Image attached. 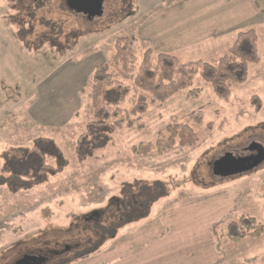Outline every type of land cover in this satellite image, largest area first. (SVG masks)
I'll return each mask as SVG.
<instances>
[{"label": "rangeland", "instance_id": "rangeland-1", "mask_svg": "<svg viewBox=\"0 0 264 264\" xmlns=\"http://www.w3.org/2000/svg\"><path fill=\"white\" fill-rule=\"evenodd\" d=\"M256 1L262 12L254 0H104L103 13L88 19L65 0H0V170L7 149L40 136L54 139L68 160L61 173L29 190L12 194L0 186V264L33 251L48 254L41 264H264V229L239 241L226 236L228 222L241 215L264 226V161L231 176L212 172L213 160L225 152L264 143V0ZM220 17L255 29L260 56L244 82L231 83L227 100L196 75V97L182 90L152 102L133 85L132 74L112 63L122 36L133 42L137 62L151 48L184 63L214 64L234 40L232 30L204 40L178 31L201 33L203 20L214 24ZM100 63L129 86L119 117L124 124L106 123L112 142L78 161L74 146L92 119L88 92ZM141 93L148 99L142 127H128L130 100ZM252 97L260 101L258 110ZM197 112L200 123L189 118ZM173 120L195 131L194 145L146 157L133 153ZM111 198L114 222L125 224H92L107 218ZM111 228L117 231L97 252L73 260Z\"/></svg>", "mask_w": 264, "mask_h": 264}, {"label": "trees", "instance_id": "trees-1", "mask_svg": "<svg viewBox=\"0 0 264 264\" xmlns=\"http://www.w3.org/2000/svg\"><path fill=\"white\" fill-rule=\"evenodd\" d=\"M254 3L262 12L256 0ZM133 48V42L127 37H117L114 42L112 63L122 71L132 74L133 85L148 93L149 100L152 102H164L182 90L186 91L187 97H196L200 91L199 88L192 87L193 78L196 75L210 84L216 97L227 100L231 94V83L244 82L248 77L249 66L260 61L258 35L253 28L238 31L227 51L220 55L214 64L205 60L184 63L171 53H154L151 48H146L137 62ZM129 92V86L124 80L118 78L117 74L110 72L107 63H100L94 67L88 92L92 119L85 124L84 131L77 136L74 155L78 161L92 157L98 150L112 142V136L104 129V126L106 123H109L111 127H120L124 124L123 119L119 117L125 111L122 104ZM252 100L255 109L258 110L259 99L252 97ZM130 103L131 109L127 112L125 125L128 127L136 125L140 128L142 127L141 116L148 109V99L141 93L135 99H131ZM189 118L195 123L201 122L198 112L190 113ZM197 140L195 131L187 123L173 120L157 134L153 143L140 142L132 147V151L134 154L146 157L152 150L162 154L176 145L192 146ZM2 162L0 186H5L12 194L43 184L68 166V160L57 142L44 136L35 138L29 146L10 147L3 153ZM115 203V200L111 198L103 213L109 211ZM125 208L129 209L127 206ZM114 216L117 217V214L110 210L107 218L101 221L102 217H100L90 222L99 227L114 223L119 229L126 220L114 222ZM263 229V223L253 216L241 215L228 222L226 236L231 241H239L245 237H258ZM111 230L113 233L108 237L100 232L95 243L77 253L73 260L86 258L97 252V248L117 231L116 228ZM69 263L70 260H66L57 264Z\"/></svg>", "mask_w": 264, "mask_h": 264}, {"label": "water", "instance_id": "water-1", "mask_svg": "<svg viewBox=\"0 0 264 264\" xmlns=\"http://www.w3.org/2000/svg\"><path fill=\"white\" fill-rule=\"evenodd\" d=\"M104 0H65L67 8L90 19L103 13ZM249 155H237L235 151H227L212 162V172L219 176H231L246 172L264 161V143L252 141L246 148ZM43 255L24 254L13 264H41Z\"/></svg>", "mask_w": 264, "mask_h": 264}, {"label": "crops", "instance_id": "crops-1", "mask_svg": "<svg viewBox=\"0 0 264 264\" xmlns=\"http://www.w3.org/2000/svg\"><path fill=\"white\" fill-rule=\"evenodd\" d=\"M154 24L155 21H154ZM158 25V24H157ZM200 25L203 28H200L202 30L201 33H195V34H186L183 33L182 30L178 31V35L180 36H194L195 39H203L205 37H209L211 39L213 38H218L220 36H222L226 31H231L233 32V35H236V33L238 31H240V25H238L235 21V19H233L232 21H229L227 19H224L222 17L218 18L217 22H215L214 24H212L211 22H208L207 20H203ZM198 35V36H197ZM84 260H82L83 262ZM150 261V260H149ZM81 261H79L78 263H80Z\"/></svg>", "mask_w": 264, "mask_h": 264}, {"label": "flooded vegetation", "instance_id": "flooded-vegetation-1", "mask_svg": "<svg viewBox=\"0 0 264 264\" xmlns=\"http://www.w3.org/2000/svg\"><path fill=\"white\" fill-rule=\"evenodd\" d=\"M252 152H249L246 148L243 150V152L242 153H240V152H236V154L237 155H241V156H246V155H249V154H251ZM66 249H68L67 247H66ZM57 253V252H56ZM26 254H38V255H43L44 256V260L46 259V257L48 256V254L47 253H38V252H28V253H26ZM23 256V255H22ZM13 264V263H12Z\"/></svg>", "mask_w": 264, "mask_h": 264}]
</instances>
